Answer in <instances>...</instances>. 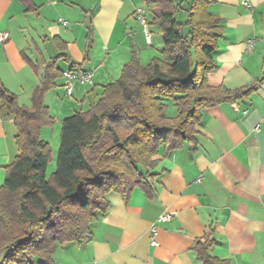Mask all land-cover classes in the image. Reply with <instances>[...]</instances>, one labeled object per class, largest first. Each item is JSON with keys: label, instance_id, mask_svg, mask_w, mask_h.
I'll list each match as a JSON object with an SVG mask.
<instances>
[{"label": "crops", "instance_id": "obj_1", "mask_svg": "<svg viewBox=\"0 0 264 264\" xmlns=\"http://www.w3.org/2000/svg\"><path fill=\"white\" fill-rule=\"evenodd\" d=\"M215 1L210 11L223 20V32L209 86L234 91L263 82L246 99L206 108L195 141L168 154L161 149L140 170L145 188L127 199L109 194V211L97 215L92 239L58 245L54 264H202L195 247L205 238L214 241L210 255L228 264H264V0ZM142 7L151 22L155 6L143 0H0V31L10 35L0 44V82L21 106H31L49 60L65 54L83 63L92 26L89 61L77 71L92 74L93 83L78 84L67 98L63 78L46 96L54 126L42 128L41 139L50 147L44 135L54 127L61 132L66 117L89 110L119 79L133 51L143 65L162 58L157 28L151 26L148 46L137 22ZM58 68L70 71L71 63L60 60ZM168 105L173 119L177 110ZM16 134L13 119L0 117V172L19 155ZM164 214L172 219L158 224L155 248L150 227Z\"/></svg>", "mask_w": 264, "mask_h": 264}, {"label": "trees", "instance_id": "obj_2", "mask_svg": "<svg viewBox=\"0 0 264 264\" xmlns=\"http://www.w3.org/2000/svg\"><path fill=\"white\" fill-rule=\"evenodd\" d=\"M143 1L155 6L149 23L160 30L162 58L143 65L133 51L119 79L103 88L89 110L62 121L57 168L50 178L52 151L41 139L42 128L54 126L46 96L64 78L60 60L71 63L72 71L89 61L92 26L83 63L65 54L49 60L30 107L21 106L0 82V117L13 119L19 152L0 186V264H54L58 245L89 242L97 215L109 211V194L127 199L145 188L140 170L161 149L168 154L192 144L206 108L246 99L263 82L234 91L209 86L223 32V20L210 11L215 0ZM181 12L184 22L176 19ZM169 103L177 110L173 119ZM213 245L209 238L198 241V260L228 264L210 255Z\"/></svg>", "mask_w": 264, "mask_h": 264}, {"label": "built area", "instance_id": "obj_3", "mask_svg": "<svg viewBox=\"0 0 264 264\" xmlns=\"http://www.w3.org/2000/svg\"><path fill=\"white\" fill-rule=\"evenodd\" d=\"M243 5L247 6V2L243 1ZM135 16L139 26L142 28L144 33L145 41L148 46L153 45V34L151 31V25L147 12L144 8H138L135 12ZM62 21V20H61ZM66 25V22L62 21ZM10 35L8 32L0 31V44H5L9 41ZM254 42L249 43L248 50L251 49ZM93 83V75L89 73L79 71H66L64 72V90L67 98H72L76 86L79 84L85 86ZM170 214L161 215L150 227V244L152 247L158 248L160 246L158 240V224L167 223L171 220Z\"/></svg>", "mask_w": 264, "mask_h": 264}, {"label": "rangeland", "instance_id": "obj_4", "mask_svg": "<svg viewBox=\"0 0 264 264\" xmlns=\"http://www.w3.org/2000/svg\"><path fill=\"white\" fill-rule=\"evenodd\" d=\"M142 8H144L145 11L147 13H149L148 8H146V7H142ZM183 15H184L183 12L177 14L178 20H182V21L184 20L185 21L186 20L185 18H187V17L186 16H183ZM157 31H158V29H156L154 31L155 32L154 42L156 43V45L162 43L161 42V36H159V34H158L159 32H157ZM161 47H163V45ZM163 49H164V47L162 48V50ZM161 55H162V52H161ZM145 57L146 56H142L143 60H144ZM159 58L161 59V56H159ZM144 62H145V60H144ZM59 65L61 67H64L63 62H61ZM61 90L59 88V91L60 92H61ZM175 112H176V110H175ZM172 113L173 112L170 111L169 112V115H172ZM49 129H51V128H49ZM15 131H16V129H15ZM53 132L54 133H48V134H45L44 135L45 138L51 139V151H52V160L49 163V166H48V169H47V178H50L51 175L56 171V168H57V159H58V151H59V146H60V129L59 128L57 129V127H54L53 128ZM16 133H17V131H16ZM0 174H1V176H0V186H3L4 183H5L6 175H5V172L4 171L0 172Z\"/></svg>", "mask_w": 264, "mask_h": 264}]
</instances>
